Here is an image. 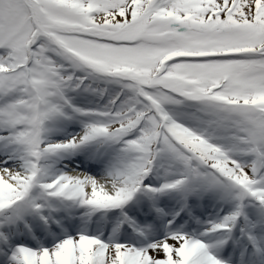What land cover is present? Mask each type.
<instances>
[{
  "label": "snow or ice",
  "instance_id": "6c2138e0",
  "mask_svg": "<svg viewBox=\"0 0 264 264\" xmlns=\"http://www.w3.org/2000/svg\"><path fill=\"white\" fill-rule=\"evenodd\" d=\"M0 264H264V0H0Z\"/></svg>",
  "mask_w": 264,
  "mask_h": 264
}]
</instances>
